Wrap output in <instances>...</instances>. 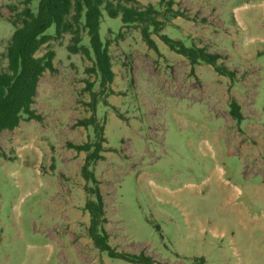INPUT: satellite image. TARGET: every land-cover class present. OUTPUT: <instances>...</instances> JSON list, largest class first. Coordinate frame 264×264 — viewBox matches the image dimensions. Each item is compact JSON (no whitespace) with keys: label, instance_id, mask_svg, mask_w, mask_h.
Returning a JSON list of instances; mask_svg holds the SVG:
<instances>
[{"label":"rangeland","instance_id":"374dc122","mask_svg":"<svg viewBox=\"0 0 264 264\" xmlns=\"http://www.w3.org/2000/svg\"><path fill=\"white\" fill-rule=\"evenodd\" d=\"M20 2L0 0V71ZM135 2L185 13L161 33L218 54L234 78L192 66L155 34L157 51L149 49L138 26L104 10L99 34L114 73L106 89L92 57L69 53L71 35L44 44L35 56L52 50L55 71L37 85L41 120L0 133V264H133L96 249L87 232L86 154L67 144L93 141L91 127L76 126L91 115L92 94L106 138L92 168L115 251L152 264H264V0Z\"/></svg>","mask_w":264,"mask_h":264},{"label":"trees","instance_id":"16d2710c","mask_svg":"<svg viewBox=\"0 0 264 264\" xmlns=\"http://www.w3.org/2000/svg\"><path fill=\"white\" fill-rule=\"evenodd\" d=\"M33 1L21 0L20 2L23 6L21 12L17 14L20 26L15 27L6 47V69L0 71V133L14 130L23 118L41 120L32 106L35 103L39 79L44 72L55 71L54 52L49 50L38 57L35 54L51 39L71 35L67 46L69 53L93 58L92 71L98 74L102 89H106L112 83L114 73L108 53L109 41H102L99 34L102 10L110 18L120 16L124 26H138L142 41L151 50L157 51L156 43L151 38V35L155 34L169 50L186 58L192 66L203 63L210 65L217 74L231 80L235 76L234 71L217 63L220 59L218 54L209 53L204 47L194 44L187 46L183 41L171 39L161 33L163 21H168V18L187 19L188 16L183 12L168 10L170 15L166 16L152 5L142 9L136 7L135 0H125L126 3H133L131 6L114 4L109 0H38L36 12H33L30 8ZM159 17H162V20H159ZM14 24H16L15 21ZM52 25L55 27V34H46L45 32ZM83 34H86L88 46L82 43ZM92 96V101L88 103L91 115L78 120L76 126L91 127L93 141L78 145L67 144L69 149L86 154L80 175L85 182L84 192L87 195L84 210L89 217L88 236L94 247L105 252L110 258L123 259L133 264H152L153 260L143 253L136 255L117 252L109 244L108 234L103 227L107 222L103 198L92 168L96 162L103 159L102 153L105 152L103 146L106 143L105 121L99 123L95 113L97 102L95 95L92 94ZM228 111L233 120L238 122L242 120L240 106L234 99L230 100Z\"/></svg>","mask_w":264,"mask_h":264},{"label":"flooded vegetation","instance_id":"af4514ba","mask_svg":"<svg viewBox=\"0 0 264 264\" xmlns=\"http://www.w3.org/2000/svg\"><path fill=\"white\" fill-rule=\"evenodd\" d=\"M91 240V239H90Z\"/></svg>","mask_w":264,"mask_h":264}]
</instances>
